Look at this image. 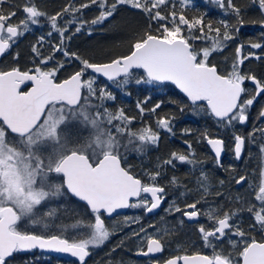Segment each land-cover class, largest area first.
I'll use <instances>...</instances> for the list:
<instances>
[{
    "label": "snow or ice",
    "instance_id": "obj_1",
    "mask_svg": "<svg viewBox=\"0 0 264 264\" xmlns=\"http://www.w3.org/2000/svg\"><path fill=\"white\" fill-rule=\"evenodd\" d=\"M190 3L191 0H87L77 4L76 0H67L59 11L50 14L41 10L35 0H24L22 6L16 0H0V55L33 27H40L41 18L49 26L46 35H40L31 46V68L21 70L17 66L0 70V264H10L16 255L36 250L70 254L78 264H87L91 250L110 238L105 216L111 217L118 210L129 208L153 213L166 199V188L159 183L164 169L175 168L177 162L189 165L197 162L190 158L191 142L185 140L187 153L174 151L160 158L154 170L145 171L146 180L122 166L121 148L125 152L142 153L146 146L158 145L159 132L151 126L132 131L130 126L135 117L127 116L123 109L113 113L104 107L103 101L115 97L106 88L96 89L97 76L118 87L126 86L133 79L136 84L171 82L193 106L213 117L218 128L233 132L232 151L236 160L241 159L246 142H255L257 135L264 139V126L259 124L247 135L236 132L237 126L248 124L251 109L264 95V76L251 69L242 71L246 61H261L264 56L245 49L264 50V43L237 44L228 68L218 71V66L209 58L214 53H222L229 42L237 39L245 23L242 8L237 0H215L235 23L221 19L214 25L206 22L203 15H186ZM250 3L257 6L262 14L259 22L264 25V0H250ZM5 4L9 5L8 11L4 10ZM93 5L99 13L89 22L83 19V10ZM120 6L139 10L146 19V27L129 38L126 53L108 62H92L68 49L67 42L73 35L89 23L103 24ZM17 11H22L24 16L15 21ZM54 35L56 41L52 40ZM46 41L50 43L47 55L42 51ZM195 41L201 45L197 46ZM57 53L68 62L79 61V70L58 80L65 62L48 67L56 60ZM135 70H142V75L137 77ZM246 82L253 87H247ZM29 83V90L22 91V86ZM92 98L101 102L94 106V114L80 105L82 99ZM146 103L147 100L137 103L141 116L146 111L143 107ZM160 107L161 103H156L147 112L154 114ZM172 120V117L159 116L156 124L159 129L173 133ZM257 120L264 121V105ZM73 123L90 128L89 136L82 140L70 138L66 129ZM202 135L214 153L217 167H222L225 139L207 132ZM125 136L127 143L122 144L120 138ZM44 149H48L47 155ZM259 151L258 181L249 184L251 198L245 199L240 208L223 210L219 206L202 210L198 207L202 199L186 202L183 207L175 203L169 207L170 212L182 214L181 225L185 219L191 222L198 221L201 215L207 218L208 223L200 224L197 232L203 247L212 249V254L181 255L182 249H178L169 258L152 260L150 264H264V235L260 239L253 235L257 230L264 234V144ZM53 174L60 180L51 181ZM247 179L246 174L234 178L237 185ZM168 183L177 185L178 180L172 176ZM219 183L223 185L224 181ZM65 195L83 202L88 209L87 217L77 216L70 224H57L52 218L57 217L60 205L51 206L49 202ZM46 204L49 207L40 211ZM240 211L251 214L253 222L247 230L236 220ZM25 219L33 231L21 230L20 222ZM133 223L139 221L125 218L127 226ZM225 238L232 251L227 252L223 247L217 251L215 242H223ZM126 239L137 241V256L155 257L165 251L163 237L149 233L143 226L133 230ZM124 244L122 240L111 252ZM36 259L25 257L24 264H35Z\"/></svg>",
    "mask_w": 264,
    "mask_h": 264
},
{
    "label": "flooded vegetation",
    "instance_id": "obj_2",
    "mask_svg": "<svg viewBox=\"0 0 264 264\" xmlns=\"http://www.w3.org/2000/svg\"><path fill=\"white\" fill-rule=\"evenodd\" d=\"M30 86L31 84H27L23 86L21 90L27 91ZM186 101L188 102L187 109L190 114L184 117V119L179 116L176 117V120H172L173 133L159 129L156 123L149 125L153 130L159 132L160 139L157 146L148 145L142 153L132 150L125 152L123 148L120 149L122 166L130 168L135 174L142 176L145 180L147 179V177L144 176L145 171L154 170L160 158H166L169 153L174 151L187 153L188 150L184 144L185 140L191 142L192 155L190 158H193L197 162L192 165L180 164L177 162L175 168L166 167L164 169V175L160 178L159 183L166 188V199L160 208L153 213L145 214L143 209L129 208L111 217H104L106 226L110 231L109 240L101 247L102 255L107 258L105 264L110 260L111 263L120 260H123L124 263H128L125 261L132 260V262L136 264H150L152 260H164L169 258L172 254L176 253L178 249H182V251L179 252L181 255L195 254L196 252L211 255L212 249L203 247V242L197 232V228L200 224L208 223L207 218L201 215L198 221L190 222L185 219L184 224L181 225L179 221L182 214L170 212V205L175 203L183 207L186 202L191 203L196 199H202V203L198 205L202 210L214 209L219 206H223V210H228L229 208H240L245 199L251 198L249 184L254 183L251 173L252 170H254V166L260 167L261 154L259 149L261 144H264V139L257 135L261 139L256 136L255 142H246L241 159L236 160L232 151L231 137L233 132L224 130L223 134H221L216 122L213 123V127L209 129L213 133L212 136H223L225 139V149L221 157L223 166L217 167L214 153H212L202 135L212 123H205V112H195L192 109L193 105L187 99ZM259 101H261L260 97L256 103L258 104ZM212 119L215 121L213 117ZM254 119L255 117L252 116L251 121H249L247 125L237 126L236 132L247 135L254 125L259 124L260 126H264V121H257L256 123ZM141 128L143 127L137 125L135 130L138 131ZM67 130L68 129H66V131ZM69 130H71L68 132L71 133L69 134L71 138L76 139L75 135L79 134V130L75 127ZM213 130H215V133ZM185 132H187V134H185ZM227 141H230V144L227 143ZM123 143H127V138ZM43 151L45 155L48 154V152L45 153V149ZM202 172L205 174L204 176L201 175ZM245 174L248 176L247 181L242 185H237L234 178H238L239 175ZM172 176L177 178V185L168 183ZM50 180L59 181L60 177L53 174ZM220 180L224 181L223 185L219 183ZM198 181H200V183H198ZM205 188L207 191H205ZM236 197H239V199H235ZM73 199L75 198L73 197ZM56 202L60 205L58 210H63L58 211L57 217L59 219H57V217H53L52 219L56 221L57 224H70L73 218L77 217L76 202H74V200L71 201L67 195H65L64 198L61 197L59 200H56ZM48 207V204L42 205L40 211H44ZM68 207L69 211L67 214L66 211ZM86 214L88 215V209L86 210ZM126 217L136 219L139 223H133L131 227H129L125 224ZM236 220H238L246 230L249 224L253 222L251 214L246 211H240ZM20 223L22 225L21 230H34L32 225L27 222V219ZM141 226L146 228L149 233L158 234L163 237L166 241V247L163 253L157 254L155 257L135 255L137 241L126 239V237L133 230H139ZM253 235H255L257 239H260L263 234L257 230ZM122 240L125 241L124 246L117 247L115 252H111V249L119 245ZM215 243L217 251L225 244L224 242ZM224 246L225 248L223 249L227 252L232 251L231 247L226 249L227 245L225 244ZM97 251H92L91 256L88 258L91 259L87 264L97 262L93 259ZM41 252L56 256L60 263L78 264L74 257L67 258L55 254H48L44 251ZM99 252L101 253V251Z\"/></svg>",
    "mask_w": 264,
    "mask_h": 264
},
{
    "label": "trees",
    "instance_id": "obj_3",
    "mask_svg": "<svg viewBox=\"0 0 264 264\" xmlns=\"http://www.w3.org/2000/svg\"><path fill=\"white\" fill-rule=\"evenodd\" d=\"M16 2L22 6L24 0H16ZM81 2H87V0H76L77 4ZM35 3L41 10H44L50 14H55L63 7L65 3H67V0H35ZM237 3L242 8L245 23L242 27H240V31L236 40L229 42L228 47L225 48L222 53H214L209 58L211 62L218 66V71H224L226 68H228L231 59L234 56L235 46L237 44L243 43L248 45L249 43L255 42L264 43V25L259 22L262 19V14L258 11L257 6L252 5L250 0H237ZM3 7L5 11L9 10V5L5 4ZM98 13V8L93 5L92 7L83 10V19L90 22L91 19L98 15ZM186 15L189 17L203 15L206 22L210 21L214 25L218 24L221 19H228L235 23L230 15H225L223 10L217 6L215 0H191V3L186 9ZM23 16L24 14L22 11H17V16L14 18V20L18 21L19 19H22ZM40 22L47 23L44 18H41ZM74 27L75 25L72 27V31H74ZM145 27L146 19L143 13L128 6H120L114 16L109 18L103 24L91 25L89 23L80 33L73 35L72 39L67 42V47L70 51L76 52L82 58H87L92 62H107L110 58H114L115 56L126 53L129 47V38L135 32ZM48 31L49 26L47 25V27L44 28L41 24L40 27H33L30 32H28L23 37H20L18 42L0 57V70H8L11 67L17 66L20 67L21 70L31 68L33 66L31 46L36 43L40 35H46ZM89 31H91V35H89ZM52 40L56 41L57 37L54 35ZM195 44L200 46L201 42L195 41ZM42 51L45 55L49 53V42H45ZM245 51H255L258 54L264 56V50L246 48ZM225 58H227V61ZM56 62H65L64 69L58 73V80H61L69 76L74 71L79 70V67L81 66L79 61L74 59L71 60V62H68L66 58L60 53L56 54V60L50 62L48 67H53ZM249 69L254 70L259 76H264V59L261 61H246L242 67V71L247 72ZM135 74L137 77H139L142 75V70H135ZM96 83L98 84V87L96 88L97 90H99L102 86H106V90L112 92L115 97L114 100L104 101V107H107V109L113 113L119 109H123L127 116L136 118L130 126L132 131L136 129L137 125L145 127L149 126L150 124H155L159 116H168L172 117L173 120H176V117L180 116L184 119V117H187L190 114L187 109L188 102L186 99L175 89V87L168 83L136 84L135 80L133 79L124 87H115L112 85L113 82L107 81L99 76L96 78ZM246 86L249 88L252 87L249 82H246ZM145 100H147V103L143 104V107L146 109V111L144 115L141 116L137 108V103L143 102ZM260 100L261 101H259L258 104L255 103L254 107L251 109L249 121H251L252 116L258 114L260 107L264 105V95L260 97ZM86 101H91V106L89 109L94 114L96 110L94 106L100 104L101 102L96 98H92L91 100L82 99L80 105L85 106ZM156 103H161V107L156 110V113L153 114L147 112V109H151ZM87 107L89 106L87 105ZM181 109H183V111H181ZM209 122L212 124L208 129H206V132L210 135H213L209 129L213 127V123H215V121H213L210 115L205 113V123ZM71 125L67 127V132L71 131L69 130L70 128H74L73 124ZM105 127H107V125H105ZM87 129L88 131L85 133ZM219 131L221 134L224 132V130L220 128ZM213 132L215 133V130H213ZM89 133L90 128H86L82 132H79V134L75 135V138L82 140L87 138ZM123 138L124 140H121V143H123L127 137L125 136ZM227 143L230 144V141H227ZM47 152L48 149H45V153ZM67 196L71 201L74 200V202H76V216L87 217V208L84 206V204L73 199V197L70 195ZM64 197L65 196H63V198ZM49 204L51 206H56L57 202L56 200H52L49 202ZM62 210L63 209L58 211ZM68 211L69 207L66 211L67 214ZM25 257L37 258L35 260V264H66L65 262L60 263L56 256L44 254L40 250L26 254H18L10 262V264H24ZM90 259H88V261Z\"/></svg>",
    "mask_w": 264,
    "mask_h": 264
},
{
    "label": "rangeland",
    "instance_id": "obj_4",
    "mask_svg": "<svg viewBox=\"0 0 264 264\" xmlns=\"http://www.w3.org/2000/svg\"><path fill=\"white\" fill-rule=\"evenodd\" d=\"M40 24H42V27H44V28H46L47 27V23L46 22H40ZM33 29V28H32ZM85 78H87V76L85 77ZM112 85L113 86H115V87H118L115 83H112ZM95 87L97 88L98 87V84L96 83L95 84ZM103 88H105L106 86H102ZM101 87V88H102ZM104 102V101H103ZM87 105L89 106L88 108H90V106H91V101L90 102H88V101H86V107H87ZM192 109L195 111V112H203L202 110H200L199 109V107L198 106H193L192 107ZM78 110H79V108H78ZM95 113V112H94ZM255 117V119H257V115H255L254 116ZM254 119V122H256L257 123V121L258 120H255ZM73 126L75 127V128H77V130H79V132H82L84 129H86V127H83V126H81L79 123H73ZM88 131V129L85 131V133ZM134 131H137V130H134ZM121 140H124V138H120ZM252 161V160H251ZM260 166H261V161H260ZM259 169H260V167H256V166H254V170H252V177H253V182H257L258 181V176H259ZM26 220V219H25ZM25 220H23V221H25ZM23 221H21V222H23ZM233 239H235V238H233ZM226 245H227V248L226 249H228L229 247H230V245L228 244V240H227V238L223 241ZM224 244V245H225ZM223 245V248H225V246ZM102 246H100V247H96V248H93L92 250H91V252L93 251V252H96L99 248V250L97 251V254L93 257V259H95L97 262H91L92 264H98V262L99 261H101V262H99V264H105V261L107 260V258L104 256V255H102V248H101ZM232 250V249H231ZM99 251H101V253L99 252ZM98 252H99V254H98ZM117 262L118 261H116V262H112L111 264H117ZM125 262H128V263H124V264H136V263H133L132 262V260H126ZM107 264H109V262H107Z\"/></svg>",
    "mask_w": 264,
    "mask_h": 264
},
{
    "label": "water",
    "instance_id": "obj_5",
    "mask_svg": "<svg viewBox=\"0 0 264 264\" xmlns=\"http://www.w3.org/2000/svg\"><path fill=\"white\" fill-rule=\"evenodd\" d=\"M2 55H0V57H1ZM108 62V61H107ZM99 77H102V76H99ZM67 78V77H66ZM102 78H104V77H102ZM65 79V78H64ZM105 80H107L106 78H104ZM108 81V80H107ZM164 83H168V84H171L172 86H174L175 87V89L183 96V97H185L180 91H179V89L178 88H176V86L174 85V84H172L171 82H164ZM250 83V82H249ZM30 84V83H29ZM251 84V83H250ZM23 87V86H22ZM31 87V86H30ZM29 87V88H30ZM29 88H28V90H29ZM186 98V97H185ZM187 99V98H186ZM209 146V145H208ZM209 148H210V150L212 151V149H211V147L209 146ZM212 153H213V151H212ZM222 156H223V153H222ZM76 199V198H75ZM125 209H121V210H118V212L117 213H120V212H123ZM117 213H114L113 215H115V214H117ZM112 215V216H113ZM264 235V234H263ZM45 252V251H44ZM46 253H48V254H55V255H59V256H63V257H67V258H73L70 254H66V253H54V252H46Z\"/></svg>",
    "mask_w": 264,
    "mask_h": 264
}]
</instances>
